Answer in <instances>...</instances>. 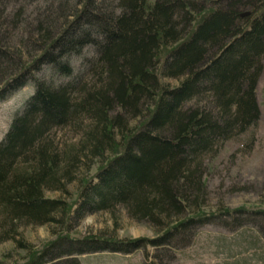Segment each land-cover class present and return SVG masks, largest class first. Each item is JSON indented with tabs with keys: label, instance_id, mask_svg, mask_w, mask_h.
<instances>
[{
	"label": "trees",
	"instance_id": "trees-1",
	"mask_svg": "<svg viewBox=\"0 0 264 264\" xmlns=\"http://www.w3.org/2000/svg\"><path fill=\"white\" fill-rule=\"evenodd\" d=\"M263 58L264 0H0V100L33 86L0 140V243L30 254L20 264H81L148 245L175 252L215 218L203 212L207 156L238 137L253 143ZM67 126L81 140L60 151L52 133ZM93 160L101 164L74 208L45 194H68L74 168ZM261 184L264 199V172ZM117 207L161 233L61 234L34 252L19 231L71 229ZM224 210L225 225L249 224L264 239V210Z\"/></svg>",
	"mask_w": 264,
	"mask_h": 264
},
{
	"label": "rangeland",
	"instance_id": "rangeland-1",
	"mask_svg": "<svg viewBox=\"0 0 264 264\" xmlns=\"http://www.w3.org/2000/svg\"><path fill=\"white\" fill-rule=\"evenodd\" d=\"M10 9V8H8ZM8 13V12H7ZM8 16V14H6ZM12 32V31H11ZM15 33V39L20 35ZM23 36H27L26 33ZM17 42V40H16ZM84 53L94 54L91 47H86ZM23 57L27 49H22ZM72 63L79 68L81 59L72 55ZM263 69L257 81V100L260 108V118L254 129L253 143L248 146L245 137L227 141L214 154L205 160V182L207 186V202L204 213L215 215L211 221L195 229L190 241L175 250H156L147 246L132 253H106L93 256H82L81 264H264V239L252 237L256 231L248 225L232 229L222 220L229 219L222 212L245 209L248 211L264 210L262 192V176L264 172V58ZM44 66L40 75H48ZM168 86H176L177 79L162 78ZM33 91L28 84L0 100V140L11 121L13 113L22 106L24 98ZM140 120H134L131 125L140 126ZM55 144L60 151L75 146L81 140V133L72 127H60L52 133ZM101 163L93 160L91 163L81 162L74 168V179L68 184V194L57 190H47L49 197L63 198L70 209L74 208L82 185L93 178ZM222 215L221 217H217ZM229 221V220H227ZM230 222V221H229ZM264 224V220H263ZM71 229L65 225H25L19 231L23 238L32 246L34 252L41 250L47 243L61 234L71 237L104 236L118 239L154 238L161 232L148 224L139 223L129 218L122 207L114 211H100L89 214ZM53 232V233H52ZM55 233V234H54ZM161 254V255H160ZM30 258L26 250L19 249L12 240L0 243V261L2 264H20Z\"/></svg>",
	"mask_w": 264,
	"mask_h": 264
}]
</instances>
